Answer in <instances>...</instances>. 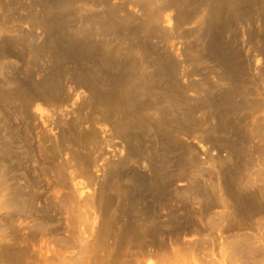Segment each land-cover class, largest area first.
<instances>
[{
  "label": "rangeland",
  "instance_id": "obj_1",
  "mask_svg": "<svg viewBox=\"0 0 264 264\" xmlns=\"http://www.w3.org/2000/svg\"><path fill=\"white\" fill-rule=\"evenodd\" d=\"M0 264H264V0H0Z\"/></svg>",
  "mask_w": 264,
  "mask_h": 264
},
{
  "label": "bare ground",
  "instance_id": "obj_2",
  "mask_svg": "<svg viewBox=\"0 0 264 264\" xmlns=\"http://www.w3.org/2000/svg\"><path fill=\"white\" fill-rule=\"evenodd\" d=\"M239 248V247H238ZM246 255V254H245ZM247 256V255H246ZM243 258H245V256H243Z\"/></svg>",
  "mask_w": 264,
  "mask_h": 264
}]
</instances>
